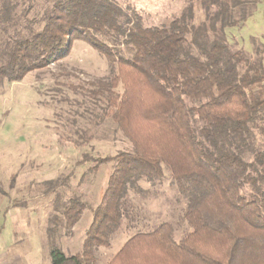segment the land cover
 Instances as JSON below:
<instances>
[{
  "label": "trees",
  "instance_id": "obj_1",
  "mask_svg": "<svg viewBox=\"0 0 264 264\" xmlns=\"http://www.w3.org/2000/svg\"><path fill=\"white\" fill-rule=\"evenodd\" d=\"M194 0L159 25L116 0H0V78L21 80L70 52L81 40L115 72L85 94L105 100L131 143L112 156L99 203L90 208L80 251L65 254L56 233L71 234L86 208L56 192L47 219L50 264H89L127 213L139 181L161 182L165 170L185 197L191 231L179 240L160 222L127 238L105 264H264V42L241 28L259 0ZM64 179L46 182L54 192Z\"/></svg>",
  "mask_w": 264,
  "mask_h": 264
},
{
  "label": "rangeland",
  "instance_id": "obj_2",
  "mask_svg": "<svg viewBox=\"0 0 264 264\" xmlns=\"http://www.w3.org/2000/svg\"><path fill=\"white\" fill-rule=\"evenodd\" d=\"M116 1L137 10L145 25L167 22L187 2ZM193 3L198 21L203 16L200 2ZM229 34L247 50L250 36L264 42V0L257 2L241 28H231ZM114 72L91 46L74 40L68 55L47 67L30 71L19 81L0 78V264H50L46 227L56 192L63 199L80 196L86 204L71 234L60 229L54 239L65 254L81 250L92 221L90 208L99 203L113 167V162L102 163L90 171L94 162L84 159L131 149L105 100L85 94L98 79ZM60 178L65 184L48 191L46 182ZM139 185L143 192L128 193L127 213L110 245L99 247L89 264H105L132 234L160 222L172 224L175 240L191 231L182 218L185 197L166 170L161 182L140 180Z\"/></svg>",
  "mask_w": 264,
  "mask_h": 264
},
{
  "label": "crops",
  "instance_id": "obj_3",
  "mask_svg": "<svg viewBox=\"0 0 264 264\" xmlns=\"http://www.w3.org/2000/svg\"><path fill=\"white\" fill-rule=\"evenodd\" d=\"M76 253V252H75Z\"/></svg>",
  "mask_w": 264,
  "mask_h": 264
}]
</instances>
